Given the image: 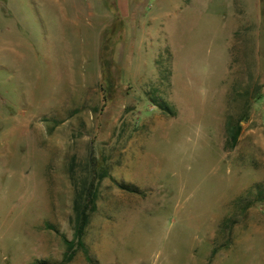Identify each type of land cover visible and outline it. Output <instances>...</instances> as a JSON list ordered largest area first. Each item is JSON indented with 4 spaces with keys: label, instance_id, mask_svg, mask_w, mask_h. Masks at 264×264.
Listing matches in <instances>:
<instances>
[{
    "label": "rangeland",
    "instance_id": "obj_1",
    "mask_svg": "<svg viewBox=\"0 0 264 264\" xmlns=\"http://www.w3.org/2000/svg\"><path fill=\"white\" fill-rule=\"evenodd\" d=\"M74 1L0 0V264L61 262L92 161L66 264H264V0Z\"/></svg>",
    "mask_w": 264,
    "mask_h": 264
},
{
    "label": "trees",
    "instance_id": "obj_2",
    "mask_svg": "<svg viewBox=\"0 0 264 264\" xmlns=\"http://www.w3.org/2000/svg\"><path fill=\"white\" fill-rule=\"evenodd\" d=\"M168 77V73H166ZM167 79V78H166ZM168 80V79H167ZM243 108L241 115L235 118L233 115H228L225 121V143L224 146L228 150H232L238 142L240 123L245 118L248 111V103L254 95L246 93L243 95ZM165 113L174 114L171 106L160 99L156 102ZM73 167V164L71 165ZM78 168V165H75ZM71 167V182L73 186L72 200V239L64 240L66 249L63 258L58 264H66L72 261L76 252L85 250L84 236L89 225L92 214L96 211V202L98 199V187L100 181L107 177L108 174L103 167H96L95 162L85 165L84 169L74 170ZM228 222H230L228 220ZM33 264H48L45 262H35Z\"/></svg>",
    "mask_w": 264,
    "mask_h": 264
},
{
    "label": "crops",
    "instance_id": "obj_3",
    "mask_svg": "<svg viewBox=\"0 0 264 264\" xmlns=\"http://www.w3.org/2000/svg\"><path fill=\"white\" fill-rule=\"evenodd\" d=\"M47 1L46 3H48V6H50V8H55V10H57V12L61 15H65L66 11L61 12L60 10H66L67 8H74L75 5V1L74 0H45ZM81 2V1H80ZM80 2H78V5L80 8H82ZM67 3V5H66ZM86 6V5H85ZM84 6V10H86V7Z\"/></svg>",
    "mask_w": 264,
    "mask_h": 264
}]
</instances>
